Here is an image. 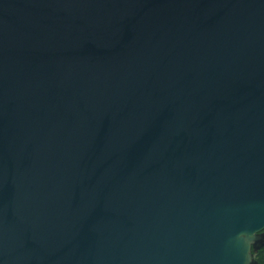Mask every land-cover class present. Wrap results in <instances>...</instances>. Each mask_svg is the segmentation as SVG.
<instances>
[{
    "label": "water",
    "instance_id": "water-1",
    "mask_svg": "<svg viewBox=\"0 0 264 264\" xmlns=\"http://www.w3.org/2000/svg\"><path fill=\"white\" fill-rule=\"evenodd\" d=\"M264 0H0V264H254Z\"/></svg>",
    "mask_w": 264,
    "mask_h": 264
},
{
    "label": "trees",
    "instance_id": "trees-1",
    "mask_svg": "<svg viewBox=\"0 0 264 264\" xmlns=\"http://www.w3.org/2000/svg\"><path fill=\"white\" fill-rule=\"evenodd\" d=\"M254 264H264V246L254 253Z\"/></svg>",
    "mask_w": 264,
    "mask_h": 264
}]
</instances>
